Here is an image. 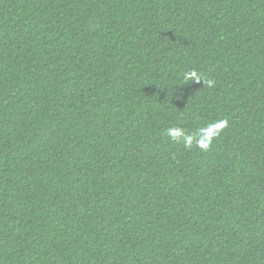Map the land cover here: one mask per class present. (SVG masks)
I'll return each instance as SVG.
<instances>
[{
    "label": "trees",
    "instance_id": "1",
    "mask_svg": "<svg viewBox=\"0 0 264 264\" xmlns=\"http://www.w3.org/2000/svg\"><path fill=\"white\" fill-rule=\"evenodd\" d=\"M0 264H264V0H0Z\"/></svg>",
    "mask_w": 264,
    "mask_h": 264
},
{
    "label": "clouds",
    "instance_id": "2",
    "mask_svg": "<svg viewBox=\"0 0 264 264\" xmlns=\"http://www.w3.org/2000/svg\"><path fill=\"white\" fill-rule=\"evenodd\" d=\"M185 79H195L197 81L200 80V77L197 75L195 71L189 72L186 74ZM208 85L211 86L213 84V81L209 80ZM227 121H220L217 122L214 125H210L207 129L201 130L203 135L199 139H197L196 143L201 148H207L209 143L211 142L212 136L215 134L214 130H219L226 126ZM167 134L173 139V140H179L181 137L184 138V143L186 147H190L193 142L192 136H186L182 129L180 128H170L167 130Z\"/></svg>",
    "mask_w": 264,
    "mask_h": 264
}]
</instances>
